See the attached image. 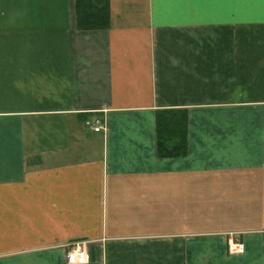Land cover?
I'll use <instances>...</instances> for the list:
<instances>
[{
    "label": "crops",
    "instance_id": "1",
    "mask_svg": "<svg viewBox=\"0 0 264 264\" xmlns=\"http://www.w3.org/2000/svg\"><path fill=\"white\" fill-rule=\"evenodd\" d=\"M109 9L80 29L75 0H0V264L73 241L77 264H264V0ZM165 108L184 154L157 152Z\"/></svg>",
    "mask_w": 264,
    "mask_h": 264
},
{
    "label": "trees",
    "instance_id": "2",
    "mask_svg": "<svg viewBox=\"0 0 264 264\" xmlns=\"http://www.w3.org/2000/svg\"><path fill=\"white\" fill-rule=\"evenodd\" d=\"M76 23L80 29L109 26V0H75ZM186 118L173 108L156 111V146L159 155H180L186 149Z\"/></svg>",
    "mask_w": 264,
    "mask_h": 264
},
{
    "label": "built area",
    "instance_id": "3",
    "mask_svg": "<svg viewBox=\"0 0 264 264\" xmlns=\"http://www.w3.org/2000/svg\"><path fill=\"white\" fill-rule=\"evenodd\" d=\"M85 122L95 131L104 129V126L102 125L100 119H96L95 121L86 119ZM228 246L230 251H240L242 250L243 247L240 241L234 240L233 238L229 239ZM67 247L68 248L66 250L65 256H66V261L68 263L77 264V263H85L88 261V253L84 241H73L69 243Z\"/></svg>",
    "mask_w": 264,
    "mask_h": 264
}]
</instances>
